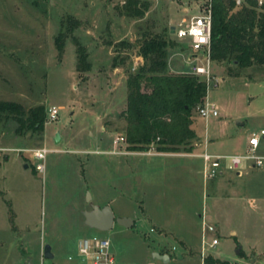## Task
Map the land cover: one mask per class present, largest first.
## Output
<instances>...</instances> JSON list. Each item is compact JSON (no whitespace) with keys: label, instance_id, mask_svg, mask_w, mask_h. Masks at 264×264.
Returning <instances> with one entry per match:
<instances>
[{"label":"rangeland","instance_id":"rangeland-1","mask_svg":"<svg viewBox=\"0 0 264 264\" xmlns=\"http://www.w3.org/2000/svg\"><path fill=\"white\" fill-rule=\"evenodd\" d=\"M122 1L0 0V100L25 109L42 104L45 112L51 105L58 108L56 119L45 121L40 135H17L13 121H0V264H24L28 256L31 264H41L44 244L51 246L52 264H68L67 254L91 264L78 256L76 245L93 235L108 239L114 264H146L158 242L174 255L169 264H199L202 216L214 226L205 234L206 242L218 240L209 250L210 261L240 264L212 257L218 251L237 259L249 248L256 264H264V161L248 167L250 161L243 160L240 175L225 169L214 187L204 183L197 160L177 158L178 172L158 178L159 195L134 189L132 176L123 169L111 172L107 185L100 179L107 157L110 166L119 161L120 156L102 151L120 135L124 121L117 114L125 104L124 78L141 62L135 45L117 53L112 45L121 40L136 44L141 34L162 33L172 43L167 49L171 68L189 73L192 65L205 63L203 52L189 60L188 40L167 32L181 17L195 14L204 0H145L148 8L139 18L118 15L115 7ZM68 17L77 21L69 34ZM57 35H66L61 52L54 44ZM71 37L83 45L89 70L76 71ZM114 56L119 63L115 72ZM209 68L214 79L206 85L204 100L215 106L217 115L204 119L193 110L194 128L207 140L205 152L243 155L248 137L264 132V67L228 70V64L210 60ZM35 147L47 149L42 172L34 169L39 161L30 149ZM254 155L264 156V133ZM154 165L159 169L167 163ZM95 191L108 200L115 217L124 214L133 225L115 223L99 231L81 224L78 210L96 201ZM160 228L170 236L158 241Z\"/></svg>","mask_w":264,"mask_h":264},{"label":"trees","instance_id":"trees-1","mask_svg":"<svg viewBox=\"0 0 264 264\" xmlns=\"http://www.w3.org/2000/svg\"><path fill=\"white\" fill-rule=\"evenodd\" d=\"M145 0H123L115 7L120 16L139 18L147 10ZM211 31L209 59L229 65L228 70L249 66L264 67V2L256 0H211ZM67 34L77 26L68 17ZM57 35L54 44L62 51L63 39ZM75 46L76 71L89 70L87 53L82 44L71 37ZM136 46V56L141 59L132 72L124 78L125 104L117 114L124 121V145L130 151L153 149L163 152H188L197 140L190 128L192 111L202 104L206 84L190 73L167 71V49L172 46L162 33L141 34L135 44L121 40L114 43L113 51ZM117 57L111 67L118 66ZM42 104L25 109L20 103L0 100V121H13L14 132L23 136L27 132L42 133L45 123Z\"/></svg>","mask_w":264,"mask_h":264},{"label":"built area","instance_id":"built-area-1","mask_svg":"<svg viewBox=\"0 0 264 264\" xmlns=\"http://www.w3.org/2000/svg\"><path fill=\"white\" fill-rule=\"evenodd\" d=\"M211 0H204L198 7L195 14L188 17H181L176 23L171 25L170 29L176 38H185L188 40V47L191 51V56L196 58L198 52H203L205 63L203 65H192L190 74L196 75L204 80L207 85L210 80L214 79L209 68V46H210V31H211ZM238 4L239 0H235ZM257 5H261L264 0H256ZM58 108L54 105L46 109L45 121H53L56 119ZM195 112L201 118L206 119L209 116H216L217 110L215 106L207 101H203L195 107ZM263 130L258 134H251L247 139V151L243 155L235 154H210L203 151L200 154L202 159V176L204 180L214 178L220 173L222 168L228 170H237L239 164L243 160L250 161L251 167H260L263 164L264 156L254 155V150L258 145L259 135H263ZM124 142L121 135L116 136L113 141L114 150L117 149L118 143ZM31 155L38 160L34 165L36 171L42 172L43 159L47 153L45 147H35L30 149ZM238 171V170H237ZM200 244L201 253L205 246L214 247L218 240L212 237L209 242L205 240L207 232H213L214 226L205 224L203 217L201 220ZM77 254L82 260L88 258L91 264H114L113 255L109 251V241L105 237H82L77 241Z\"/></svg>","mask_w":264,"mask_h":264},{"label":"crops","instance_id":"crops-1","mask_svg":"<svg viewBox=\"0 0 264 264\" xmlns=\"http://www.w3.org/2000/svg\"><path fill=\"white\" fill-rule=\"evenodd\" d=\"M167 32L170 33V27H169ZM191 57H193V56H191V54H190L188 56V59L190 60ZM116 70H117V67H113L111 69V71H114V72ZM167 71L171 72V73L186 72L184 70H178V69L171 68V64L168 60V57H167ZM122 80H123V78L120 79V81H122ZM193 121L194 120L192 117V123L190 125V128L193 130V132L195 133V136H197L199 140H196L195 142H193L192 149L188 152H163V151H155L153 149H148L146 151H130V150H127L125 148V145H122L121 143H118L117 149L114 150V148H113L114 146H113L112 142L110 145L107 144L106 149L103 150L102 153L106 156L113 155L114 158H116L118 156H120V157H118L119 161L116 162V164H114V166H110V164H109L110 158L107 157L108 162H107L105 170H104L105 176H104V178H100V179H102V182H104L107 185L110 182V173L112 172L115 175V172L117 170L123 169L124 172H127L128 175L132 176L133 180H132L131 185L135 186L134 189H136L138 187L142 191H144V189H146L145 192L150 190V195H159L158 178H162L164 175L165 176L167 175L166 176V178H167V177L172 176L175 172H178V166L174 165V163H173L174 159L184 158L187 160V162H190V160L191 161L197 160L196 164L197 165L200 164V167H201L200 170H201L202 169V159L200 157V154L207 149L208 143H207V140H206L204 135H203L202 140H201V138H202L201 135H197V133H196L197 131L194 128V122ZM123 128H124V124L122 123L121 125H119L120 135H123ZM100 129L103 132L106 131L103 126H100ZM115 137H116V135H115ZM212 149H213V151H215V148H212ZM213 153L219 154L218 152H213ZM154 162L156 165H158V163L159 164L167 163V165L161 166L158 169L154 165ZM168 165H170L171 168H168ZM173 165L176 167L174 168ZM179 165L185 166V164H179ZM249 166H250V164L248 165V167ZM187 170H189V169H187ZM224 170H225V168H222V170L220 171V173L218 175H216L212 179H209L208 181L203 179L206 186H207V182L208 183L210 182L209 183L210 186L216 187L218 182L222 179L221 176H222V173ZM235 174L240 175L241 170L236 171ZM202 177H201V180H202ZM115 178H116V176H115ZM111 179L114 180V178H111ZM204 183L202 184V186H204ZM94 195H95L96 201H93L92 202L93 204H95L99 207L103 206V205L109 206V204L107 203L108 200L103 199L101 197L100 192L95 191ZM91 197H92V194H91ZM247 202H249V204H248L249 206L253 205L252 199L247 200ZM88 209H89V203H87V205H86V207H84L83 211L88 210ZM110 210H111V208H110ZM78 212L81 214V224L84 225L83 216H82V208H79ZM112 214H113V212H112ZM113 216L115 217L114 214H113ZM117 217H126V215L118 214ZM133 223H134V220H132L131 226L133 225ZM114 224L115 223L113 222L112 226ZM84 226H86V225H84ZM112 226H111V228H112ZM159 227H161V226H159ZM158 234L160 236L158 238V241H160L161 239H163L166 236H170V233L168 231H165L164 229H161V228L158 229ZM230 235L235 236V231L230 230ZM66 246H67V244H66ZM200 246H201V244L199 245V248H198V254L200 256L199 257L200 258L199 264H206V263L207 264H218L216 262H212V260L210 261V256H213V254H211L209 252V250L214 249L215 247H207L206 248V246H205V248L203 249V252L201 253V251H200L201 247ZM41 248H42V246H41ZM50 251H51V246H50ZM153 251L157 254L166 255L167 260L163 261L161 259H158V258L152 256L150 258H145L144 262L146 264H167V263L169 264L172 260H173L172 263L175 262L174 255L173 254L171 255L170 250L168 248H166L164 245H162L160 242H158L156 244V248H154ZM239 251H242V249L241 250L239 249ZM239 251L237 253H239ZM153 253H152V255H153ZM219 255H221V256L219 257ZM39 256H41V253H39ZM28 257H30V256H28ZM31 257L34 258V256H31ZM53 257H54V254H52L51 264H52ZM212 258H214L213 260L219 259V260H223V261H228L229 263H240V264H243V263L244 264H256V261H257L255 255L253 254V250H251L249 248H248L247 252H243V256L241 255L237 259H233L228 254H225V255L220 254V253H218V251H217V253L214 254V257H212ZM41 259H42V256H41ZM66 260L69 262L68 264H82V262L80 260H78L76 258H72L71 254H67Z\"/></svg>","mask_w":264,"mask_h":264},{"label":"water","instance_id":"water-1","mask_svg":"<svg viewBox=\"0 0 264 264\" xmlns=\"http://www.w3.org/2000/svg\"><path fill=\"white\" fill-rule=\"evenodd\" d=\"M172 30L170 29V33ZM58 133L54 135V141H57ZM83 223L89 228L99 231H107L111 228L113 222L124 227H129L132 224V220L126 217H114L109 206H97L95 204H89V209L82 211ZM42 261L41 264H51L52 253L50 251L49 244L42 245L41 248ZM153 257L167 260V256L163 254L153 253ZM24 264H31L30 257H27V261Z\"/></svg>","mask_w":264,"mask_h":264}]
</instances>
